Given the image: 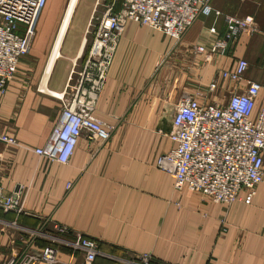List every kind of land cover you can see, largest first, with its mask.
<instances>
[{"label": "crops", "instance_id": "obj_1", "mask_svg": "<svg viewBox=\"0 0 264 264\" xmlns=\"http://www.w3.org/2000/svg\"><path fill=\"white\" fill-rule=\"evenodd\" d=\"M245 1L212 0L224 15L253 16L260 30L240 35L227 55L209 61L195 49L208 52L224 37L223 17L201 16L179 43L128 21L94 113L115 127L112 136L103 142L84 135L66 165L35 150L46 146L60 122L59 97L71 72L88 57L98 25L91 16L100 4L80 0L61 39L66 14L59 27L38 25L30 53L22 57L6 93H0V135L18 143L0 142V183L8 194L24 192L22 214L0 209V264L44 248L26 230H51L53 224L97 241L105 255L94 264H118L106 254L133 259L147 253L153 264H264V180L250 205L245 192L225 205L176 191L173 177L157 167L160 155L172 147V120L184 96L206 91L220 71L234 70L240 60L249 64L242 87L248 82L264 87V0ZM225 84L210 102L227 101ZM262 100L263 95L257 104ZM70 255L62 250V262H70ZM81 260L78 254L73 262Z\"/></svg>", "mask_w": 264, "mask_h": 264}, {"label": "built area", "instance_id": "obj_2", "mask_svg": "<svg viewBox=\"0 0 264 264\" xmlns=\"http://www.w3.org/2000/svg\"><path fill=\"white\" fill-rule=\"evenodd\" d=\"M211 2L113 0L103 4L105 10L97 18L88 57L80 70L71 72L59 97L60 122L46 146L35 152L66 165L84 135L89 140H110L115 127L101 121L94 113L128 21L157 29L179 43L201 16L223 17L224 37L208 52L205 47L195 49L198 54L208 55L206 61L215 54L227 55L240 35H253L260 30L253 16H227L214 9ZM47 3L48 0H0L1 94L6 93L15 79L22 57L30 53L36 25ZM248 66V62L240 60L234 70L220 71L206 91L184 96L178 103L169 133L172 147L157 160V167L173 177L176 191L186 189L206 201L225 205L233 204L239 200L241 192H245L244 202L252 203L264 180V87L256 82L242 87ZM224 83V88L229 90L227 101L223 104L210 102L209 97L216 95ZM261 95L263 100L257 104ZM237 99L244 102L242 107L233 105ZM0 142L6 147L18 146L17 141L7 135H0ZM23 199V188L8 194L0 183L1 210L20 215L24 212ZM26 232L27 236L50 245L41 250H27L20 261L10 259L5 264H94L98 255H105L97 241L74 234L60 224H53L51 230L44 227ZM64 249L71 254L68 263H63L60 257ZM78 254L82 260L74 263ZM106 255L118 264H153L150 253L133 259Z\"/></svg>", "mask_w": 264, "mask_h": 264}, {"label": "rangeland", "instance_id": "obj_3", "mask_svg": "<svg viewBox=\"0 0 264 264\" xmlns=\"http://www.w3.org/2000/svg\"><path fill=\"white\" fill-rule=\"evenodd\" d=\"M69 1L70 0H50L47 8L43 11V13H42L37 25H36L35 33H36V30H37V27L39 24H41V26L44 28L49 27V25H51V24H55L59 27L61 25V23L63 22V18L66 14ZM79 1L80 0H78L77 5L79 4ZM112 1L113 0H106V1L96 0V2L100 3V5L98 6V8H96V10L92 13V16H91L94 19V21H93L94 23H95L97 18H99L103 15V11L105 10L103 4L107 5V4H110ZM245 3H250V5H254L253 1L249 2L247 0V1H245ZM84 7H85V4L82 3L81 8L78 11V15L82 14V12H83L82 10ZM238 10L241 14H244V12H246L244 7H242V5L238 7ZM73 15H74V11H73ZM58 27H57V29H58ZM52 44H54V43H52ZM88 44L89 43H87V45Z\"/></svg>", "mask_w": 264, "mask_h": 264}, {"label": "bare ground", "instance_id": "obj_4", "mask_svg": "<svg viewBox=\"0 0 264 264\" xmlns=\"http://www.w3.org/2000/svg\"><path fill=\"white\" fill-rule=\"evenodd\" d=\"M77 1L78 0H70L69 1V4H68V8H67V11H66V16H65V22H64V25L62 27V30H61V34H60V39L61 37L63 36V32H64V29H65V26L67 24V22L69 21L71 15H72V12L77 4Z\"/></svg>", "mask_w": 264, "mask_h": 264}, {"label": "clouds", "instance_id": "obj_5", "mask_svg": "<svg viewBox=\"0 0 264 264\" xmlns=\"http://www.w3.org/2000/svg\"><path fill=\"white\" fill-rule=\"evenodd\" d=\"M243 101L241 99L234 100L233 105L237 107H242Z\"/></svg>", "mask_w": 264, "mask_h": 264}, {"label": "trees", "instance_id": "obj_6", "mask_svg": "<svg viewBox=\"0 0 264 264\" xmlns=\"http://www.w3.org/2000/svg\"><path fill=\"white\" fill-rule=\"evenodd\" d=\"M43 243H44V248L48 245H50L48 242L44 241V240H41ZM43 249V248H42Z\"/></svg>", "mask_w": 264, "mask_h": 264}]
</instances>
